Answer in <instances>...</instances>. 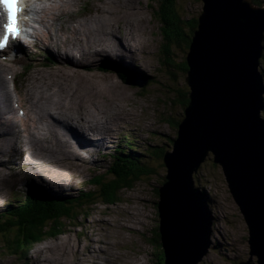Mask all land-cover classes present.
Segmentation results:
<instances>
[{
	"label": "rangeland",
	"instance_id": "374dc122",
	"mask_svg": "<svg viewBox=\"0 0 264 264\" xmlns=\"http://www.w3.org/2000/svg\"><path fill=\"white\" fill-rule=\"evenodd\" d=\"M54 1H49L44 15L39 13L31 17L38 20L45 17L47 23L37 24V31L40 36L43 35V42L46 43L47 39L51 38L56 52L55 60L52 54L42 49L41 42L39 45L35 43V39L29 40V48L26 46L23 48L27 50L26 58L9 53L8 61L5 59L8 66L13 69L10 73L14 75V83L16 81L18 103L21 106L24 103L27 117L23 120V125L19 124L17 119L14 121L16 137H13V142L16 145L13 148L10 147L8 140L5 141L4 136L9 133L10 128L5 122L6 118L2 119L4 131H1L3 135L0 137L2 140L0 205L12 201V196L16 192L20 194L21 191L18 190L20 187L25 191L29 190L28 181L31 186H39L50 193L77 197L79 191L92 189L90 185H85L86 181L95 176L104 178L111 170L114 172L115 169H111V156L115 153L128 154L133 160L135 158L140 161L141 168L147 170L148 176L130 188L123 189L117 197L118 201L113 205L99 202L88 207L75 221L66 223L63 235L37 243L29 252L12 254L6 249L4 237L0 236V264H43L47 257L51 260L53 257L56 264H67L65 258L71 261L70 264H158L159 258H155L157 250L152 243L155 230L159 228L157 208L159 196L156 190L163 184V179L167 175L163 158L158 154L162 150L163 154L173 151L172 144L178 133L175 124L176 121L181 122L184 117L185 108L179 100L181 99L179 91L186 84L185 79L182 84L181 72L177 67L184 62L187 64L188 51L184 53L183 47L165 40L162 24L157 19V13L154 14L151 9L156 10L152 0H108L107 3L103 0H72L71 16L59 11L58 6L61 2ZM259 1L263 6L264 0ZM46 3L36 1L35 5L39 9ZM99 6H113L115 14L112 17H116L118 22L121 21L117 25L121 30L118 34L108 31L107 39L110 43L108 45L107 42L102 48L108 52L107 49H114L117 44L126 46L123 38H129L130 28L137 36V44L133 42L132 45H128L137 56L133 61L115 59L113 53L108 58L101 54L102 59L94 56L88 66L80 60L82 48L79 45V33L71 27V22L73 17L82 21L85 25L84 32L90 31L94 26L107 31L108 17ZM202 8L200 0H179L177 5L178 12L186 21L198 20ZM57 31H61L63 35L57 37ZM165 52L169 53L170 57H167ZM46 57L53 60V64L49 65L51 68L45 66L48 65ZM13 58L15 60L12 61ZM126 63L134 70L121 73L113 69L120 64L126 67ZM187 69L189 70L188 65ZM260 70L264 75V55ZM35 80L42 85L46 81L50 82L59 90L66 87L74 90L71 98L74 105L72 108L73 113L80 116L78 124L86 127L96 122L88 130H99L105 139L99 143L101 155L98 154L92 159L84 153L86 155L84 159L83 156L79 157V154H73L77 147L86 146H92L96 150L95 153L97 152V144L77 143L72 146V142L74 144L77 140L75 138L71 141L63 140L64 143H68V148L63 149V152L58 145L49 146L48 149L46 144L44 147L35 145L37 139L29 134L34 132L31 127L35 126L34 118L37 112L30 101V90L34 97H38L31 87ZM103 85L116 89L115 93H122V99L110 91L107 93L103 90ZM12 86L11 80L9 83L11 90ZM263 114L264 109L261 113L264 120ZM41 118L44 121L43 117ZM102 121L114 124L116 130L112 128L115 131L112 130L108 136L110 130ZM45 125L55 130L57 128L55 122H48ZM108 126L111 128V124ZM109 140L112 142L108 143L110 144L108 151L105 149L108 144H102ZM152 148L156 155L151 154L150 159L140 155L141 152L150 151ZM134 151L135 154L132 156L131 152ZM27 153H35L36 156L27 159ZM55 153L77 158L86 162V165L68 159L59 163ZM128 162L120 163L123 171L127 170L126 166L130 167ZM31 169L37 171L40 180L33 177ZM195 182L196 187L206 195L208 210L212 216L210 248L207 255L197 264H247L249 261L251 264H257V258L250 256L248 228L232 200L222 169L208 160L195 176Z\"/></svg>",
	"mask_w": 264,
	"mask_h": 264
},
{
	"label": "water",
	"instance_id": "95a60500",
	"mask_svg": "<svg viewBox=\"0 0 264 264\" xmlns=\"http://www.w3.org/2000/svg\"><path fill=\"white\" fill-rule=\"evenodd\" d=\"M201 3L186 58L189 103L158 188L165 264H197L208 253L212 216L195 182L208 160L222 169L248 228L251 258L264 264V5Z\"/></svg>",
	"mask_w": 264,
	"mask_h": 264
},
{
	"label": "trees",
	"instance_id": "16d2710c",
	"mask_svg": "<svg viewBox=\"0 0 264 264\" xmlns=\"http://www.w3.org/2000/svg\"><path fill=\"white\" fill-rule=\"evenodd\" d=\"M252 1L255 5L262 6L261 1ZM152 3L158 10L151 8L154 14L157 13V19L162 24L165 40L181 48L183 47L184 53L189 51L193 34L198 27V20L186 21L180 15L177 10L179 0H152ZM166 56L170 57V54L166 53ZM177 68L181 72L180 77L183 84L185 73L188 72L187 64L184 62ZM179 92L181 94L179 100L185 108L189 103V89L187 86H183ZM179 123V121H176L177 128ZM152 151H154L153 148L150 151L141 152L140 155L145 159H150L151 154H154ZM163 151L158 154L160 158L164 157ZM131 154L133 156L135 151ZM111 158L113 161L111 169H115L114 172L109 171L104 178L103 176H95L87 183L92 189L89 192H80L81 194L78 197H58L44 191L38 192L34 188L27 190L25 192L27 198L24 201L18 202L19 204L16 207H10L4 214H0V236L5 239L6 249L12 254L28 251L37 243L63 235L66 223L75 221L82 211L99 202L113 205L118 201L117 197L123 189L130 188L148 176L147 170L141 168L140 161L135 158L133 160L128 154L116 153ZM126 161H129L130 167L125 165L127 170L123 171L120 163ZM156 193L159 196L158 190H156ZM152 243L157 250L155 258H159L157 260L158 264H165L158 229L155 230Z\"/></svg>",
	"mask_w": 264,
	"mask_h": 264
},
{
	"label": "bare ground",
	"instance_id": "6f19581e",
	"mask_svg": "<svg viewBox=\"0 0 264 264\" xmlns=\"http://www.w3.org/2000/svg\"><path fill=\"white\" fill-rule=\"evenodd\" d=\"M48 1H51V0H48ZM56 1L61 2V4L58 6L59 11L66 13L69 16H71L73 14V12H72V0H55L54 2H56ZM103 1H106V3H107L108 0H103ZM94 2H97V1H94ZM97 3H100V2H97ZM49 8H51V7H49ZM100 9H101V11L106 12V16L108 17V19L106 21V26L109 29L107 28L108 29L107 31H104L102 29V27L94 26L90 31L84 32V26L85 25L82 21L78 20L76 17H73V20L71 22V27L79 33V45L82 48L80 51V54H79L80 60L85 62L86 65L88 66V64L91 63V61L93 60L94 56H97L100 59H102V56L108 58L111 55V53L114 54L115 59L122 60L125 62L126 61H133L134 59H136L137 58L136 53H134L132 51V49L128 46L130 44L132 45L133 42H134V44H137V42H136L137 36L134 35L132 33V31H130V28H129V32H128L129 38H127V39L123 38V41H124L126 46H122L120 44H117L114 49H107V50H109L108 52L106 51L105 48H102V46L107 44V42H108V45L110 43V41H108V39H107L108 31L110 33H113V34L114 33L118 34V31L121 30L119 26L117 27V25L121 21L118 22L116 17H112L115 14L113 6L100 7ZM100 13H103V12H100ZM50 14L52 15V13H50ZM95 20H96V18H95ZM42 21H43V19H42ZM96 24H98V23H96ZM98 26H99V24H98ZM0 33H1V31H0ZM62 35H63V33L61 31L56 32L57 37H61ZM47 37H49V36L47 35ZM74 39H76V38H74ZM121 39L122 38H120V42H121ZM73 41H75V40H73ZM45 46H46L45 50L49 51L54 57H56V52L53 49V42L51 41L50 37L47 39ZM13 51L16 54L18 53V51L23 52V47L20 45H17V46L15 45V46H13ZM2 53L3 52H1V50H0V137H2V135H3V133L1 131H4L3 127H2V124H3L2 119L6 118L5 122L8 125V127L10 128V130H9V133L4 136V138H5V141L8 140L10 142L9 145L11 148H13V146L16 145L13 142V137H16V134H15L16 129L14 128V125H15L14 121H15V119H17V122L19 124L23 125V120L25 118L22 117V119H21V118L17 117L18 109L16 107V104H17L16 100H17L18 96L15 95L17 88H15V90L12 92V90L9 87V83H11V80H12L13 86H15L16 81L14 83V75L12 73H10V71H12L13 69L11 66H8V64L5 62L6 58L2 55ZM101 54H103V55L101 56ZM7 55H8V52L5 53V56H7ZM17 57H20V55L18 54ZM122 65L123 64L114 66L116 68L113 67V69L115 71H119L121 73H126V72H129L130 70H134V68L127 65V63H126V65H127L126 67H123ZM127 70H129V71H127ZM24 74H26V72H24ZM67 78H69V77H67ZM66 83H67V81H66ZM78 83H80V82H78ZM69 84H70V82H69ZM99 84H101V82H99ZM62 85H64V83ZM31 87H33L34 92L38 96V97H34L32 91L30 90L31 105L35 106V110L37 112L35 113V118H34L35 126H34V128L31 127V129L34 130V132H31L29 134L33 138L37 139L35 142L36 146L43 145V147H44V145L46 144V148L48 149L49 146L58 145L59 147L61 146V151L63 152V149L65 150L66 148H68V143H64L63 140L64 141H69V140L71 141V139L73 140L75 138L77 140L75 141L74 144L72 142V146H74L77 143H82V144H86V145L97 144V152L95 153L96 150H95V148H92V146H86V148L85 147H77L72 152L73 154L74 153L77 155L79 154V157L83 156L84 159H86V157H85L86 155H84V153H87V155H89L90 158H92V159H95L96 155L101 154L100 150H102V149H99L100 148L99 143L104 142L105 139L99 130H97V129H93L90 131L88 130V128L91 125L94 126L96 124V122H94L93 124H90L86 127H83L82 125L78 124V118L80 116L78 113H76V115H75L73 113V108H72L74 106L72 103V99H71L72 93H74L73 89L66 87L62 90H59V89H56L55 85L50 83V82L46 81L42 85V84L38 83L37 80L32 82ZM103 90L107 91V93L110 91L114 96H116V95L118 97L120 96L119 98L122 97L121 96L122 93L121 94L115 93L116 89H114V88L110 89L107 86L103 85ZM74 95H76V93ZM263 96H264V94H263ZM74 98H75V96L73 97V99ZM73 101H75V99ZM41 117H43L44 121H42ZM100 119H101V117H100ZM44 122L45 123H48V122L57 123L56 130L50 126L46 127ZM91 122H93V121H91ZM102 124L110 130V133L108 134V136L111 135L112 130H113L112 128H115V130H116V126L110 122L102 121ZM108 124L109 125L111 124V128H110V126H108ZM120 124L122 125L123 123L121 122ZM83 129H86V131ZM115 130H113V131H115ZM28 131H30V129ZM0 142H2L1 138H0ZM109 142L111 143L112 141L109 140V141L103 143L102 145L108 144ZM69 146L71 147V143H69ZM109 147H110V144L106 145L105 149H107L109 151V149H110ZM90 148H92V149H90ZM1 155L2 154H0V156ZM35 156H36L35 153H29V157L35 158ZM30 164L32 165V163H30ZM31 173H33V172H31ZM33 176L38 180L41 179L38 174H33ZM28 183H29V187H31V183L29 181H28ZM203 196H204L206 205L209 208V204H208L206 195L203 194ZM53 251H51V252H53ZM58 257H59V255H58ZM54 261H53V257H52V260L50 259V257H47V260L45 262H43V264H56V263H54ZM56 262H57V259H56ZM65 262L67 264H70L69 262H71V261L66 260V258H65Z\"/></svg>",
	"mask_w": 264,
	"mask_h": 264
},
{
	"label": "snow or ice",
	"instance_id": "6c2138e0",
	"mask_svg": "<svg viewBox=\"0 0 264 264\" xmlns=\"http://www.w3.org/2000/svg\"><path fill=\"white\" fill-rule=\"evenodd\" d=\"M0 7L6 13V22L2 25L3 35L0 36V49L7 46L9 39L19 36V14L23 10L22 0H0Z\"/></svg>",
	"mask_w": 264,
	"mask_h": 264
}]
</instances>
